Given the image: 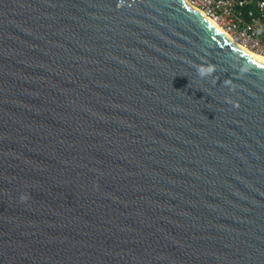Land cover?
Masks as SVG:
<instances>
[{
    "label": "water",
    "instance_id": "obj_1",
    "mask_svg": "<svg viewBox=\"0 0 264 264\" xmlns=\"http://www.w3.org/2000/svg\"><path fill=\"white\" fill-rule=\"evenodd\" d=\"M0 264H264V64L185 0H0Z\"/></svg>",
    "mask_w": 264,
    "mask_h": 264
},
{
    "label": "built area",
    "instance_id": "obj_2",
    "mask_svg": "<svg viewBox=\"0 0 264 264\" xmlns=\"http://www.w3.org/2000/svg\"><path fill=\"white\" fill-rule=\"evenodd\" d=\"M235 44L264 57V0H185Z\"/></svg>",
    "mask_w": 264,
    "mask_h": 264
},
{
    "label": "bare ground",
    "instance_id": "obj_3",
    "mask_svg": "<svg viewBox=\"0 0 264 264\" xmlns=\"http://www.w3.org/2000/svg\"><path fill=\"white\" fill-rule=\"evenodd\" d=\"M213 23V22H212ZM214 25H216V24H214ZM217 26V25H216ZM220 29V28H219ZM220 31H222L223 32V30H221L220 29ZM225 33V32H224ZM226 34V33H225ZM227 35V34H226ZM228 36V35H227ZM230 38V37H229ZM233 43H234V41L232 40V39H230ZM235 44V43H234ZM236 46H238V47H240L239 45H237V44H235ZM252 59H254L255 61H258V62H260V63H262V64H264V57L263 56H260V55H257V54H255V53H253V52H251V51H249V50H246V49H244L243 47H241Z\"/></svg>",
    "mask_w": 264,
    "mask_h": 264
},
{
    "label": "clouds",
    "instance_id": "obj_4",
    "mask_svg": "<svg viewBox=\"0 0 264 264\" xmlns=\"http://www.w3.org/2000/svg\"><path fill=\"white\" fill-rule=\"evenodd\" d=\"M201 74L203 75L204 73H203V72H201Z\"/></svg>",
    "mask_w": 264,
    "mask_h": 264
}]
</instances>
